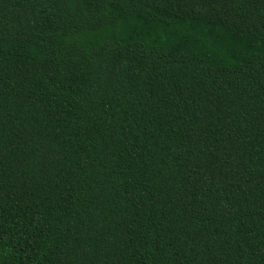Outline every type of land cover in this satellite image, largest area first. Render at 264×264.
Listing matches in <instances>:
<instances>
[{
    "label": "trees",
    "instance_id": "16d2710c",
    "mask_svg": "<svg viewBox=\"0 0 264 264\" xmlns=\"http://www.w3.org/2000/svg\"><path fill=\"white\" fill-rule=\"evenodd\" d=\"M0 264H264V0H0Z\"/></svg>",
    "mask_w": 264,
    "mask_h": 264
}]
</instances>
